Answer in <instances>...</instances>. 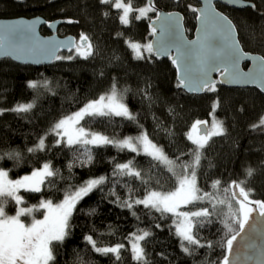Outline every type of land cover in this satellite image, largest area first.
I'll return each mask as SVG.
<instances>
[{
  "label": "trees",
  "instance_id": "trees-1",
  "mask_svg": "<svg viewBox=\"0 0 264 264\" xmlns=\"http://www.w3.org/2000/svg\"><path fill=\"white\" fill-rule=\"evenodd\" d=\"M249 1L254 8L238 9L222 4L217 7L235 23L243 48L264 57V0ZM131 3L140 6L145 0H131ZM155 5L161 10L181 12L186 32L189 37L193 36L197 16L193 9L198 5L197 0H155ZM120 15V9L101 0H0V18L42 16L47 21L62 20L60 34L86 35L95 50V55L88 59L55 60L43 66L19 64L8 57L0 59V109H5L0 114V155L19 154L13 158L5 156L0 160V169L8 171L14 179L32 173L47 162L58 171L59 177L46 178L40 192L25 189L20 192L23 207L35 206L33 213L37 219H42L44 214L38 209L41 202H59L66 191H74L91 178H109L101 186L102 191L94 190L77 204L71 217V235L63 243L52 244L55 259L51 264H139L132 258L131 251V234H139L138 230L151 233L141 241L149 264H223L228 254L226 240L230 237L222 222L228 211L226 205L213 209L203 200L182 207L188 211L207 207L212 213L202 225L194 219L193 232L203 247L191 246V255L182 250L180 238L175 234L177 216L162 215L143 205H134L132 209L122 206L130 197L129 189L133 190L132 199H143L148 190H175L176 177L159 162L144 154L118 151L112 146H88L94 159L81 166L79 160L84 158L85 148L57 144L54 134L47 135L44 150L27 151L35 147L56 122L78 111L88 101L109 93L115 83L149 138L162 147L170 159L179 157L177 164L193 158L196 146L187 137L196 121H206L209 125L212 115L223 121L226 134L212 137L202 150L196 171L198 187L214 195L218 192V198L232 202L233 210L238 205L231 197L232 190L227 194L223 192L232 181H243L241 186L250 190L251 200L264 201V125L253 128L264 118V95L254 87L232 88L218 81L215 92L186 93L178 87L176 70L169 58H156L152 53L149 58L137 59L130 47V42L149 43L152 33L149 18L124 25L119 20ZM42 32L48 34L46 27ZM70 55L76 56V53L63 51L59 56ZM44 80L49 82L48 87L28 86L30 81ZM33 100L36 106L27 113L10 111L17 104ZM217 100L219 106L214 109ZM81 125L117 140L137 136L141 130L122 117H86ZM128 161L134 162L133 166L140 170L147 183L129 176L112 175L116 163ZM249 169L251 176L247 174ZM175 171L180 173L181 169L177 167ZM217 180L219 190L213 188ZM49 181L54 184L50 186ZM20 205L8 198L4 210L13 216ZM25 218L28 219V215ZM233 227L238 230L237 225ZM89 235L99 247L123 244L120 258L95 252L85 239Z\"/></svg>",
  "mask_w": 264,
  "mask_h": 264
},
{
  "label": "snow or ice",
  "instance_id": "snow-or-ice-1",
  "mask_svg": "<svg viewBox=\"0 0 264 264\" xmlns=\"http://www.w3.org/2000/svg\"><path fill=\"white\" fill-rule=\"evenodd\" d=\"M101 3L112 4L115 8L122 9L119 20L124 25L130 24L133 20L145 18L150 10L156 11L151 4L144 8L133 9L131 0H128L127 3L122 2V0H101ZM250 6L255 7V5ZM193 11L200 12L202 25V35L197 40H186L180 31L179 17L168 14L160 25L161 32L157 41L158 47L154 43L141 45L138 42H130V47L135 52L136 58H149L153 52H156L157 55H167L171 49L175 48L177 55L173 57V62L177 68L181 69L178 87H183L189 92H215L216 81L212 79V72H219L224 77L222 81L224 83L259 82L261 88H264V57L259 58V71L257 72L243 73L239 69L240 61L249 57L240 46L235 25L226 16L216 13L210 7L203 10L193 9ZM134 12L138 14L132 15ZM157 19L160 18L157 17ZM34 31L35 21L23 28L10 26L4 35H0V55L14 56L18 60L36 56H42L50 60H71L76 57L88 59L95 55L93 45L86 35H81L79 42L75 43L72 41L67 44L59 42L34 43L28 47L13 45L9 40V37L18 35L20 32L34 34ZM152 33H157L156 27L152 28ZM60 47L69 48L70 51L74 49L76 56L62 57L57 55L56 52ZM35 62L40 61L37 59ZM48 84L47 80L30 81L28 86L38 89L40 86L48 87ZM145 95L147 96V93ZM123 98V93L119 92L116 84L113 83L109 93L99 96L98 99L88 101L78 111L60 119L53 125L49 133L39 138L35 147L28 148L27 151L44 150L47 135L54 134L57 137V144L63 143L66 147L75 145L85 148V152L82 153L84 158L79 160L81 166L91 163L94 159L92 150L88 146L98 148L112 146L121 152L129 151L136 155L144 154L150 157L153 161L159 162L167 168L176 177L177 186L175 190L168 192L148 190L143 199H132L133 190L129 189L130 197L122 202V206L132 209L134 205H143L145 208L154 209L162 215L170 213L180 217L178 223L174 222L176 223L175 234L180 238L182 250L191 255V246L203 247L193 232L194 219L202 225L206 220H209L212 213L209 212L207 207L194 212H179V208L182 205H190L203 200H207L213 209L217 205H226L228 211L222 222L228 233H230V237L226 240V249L228 254L231 255L234 242L253 219L252 214L256 212L260 217H264V201L251 200L249 198L250 190L246 191L241 186L243 181L239 183L232 181L227 188L223 189V192L227 194L232 190L231 197L238 205L233 210L232 202L218 198V192L214 195L210 192H204L198 187L196 171L200 166L202 150L212 137L226 134L227 130L223 125V121L214 120L210 128L207 127L206 121H196L187 137L196 146L193 151V158L190 162L180 161L177 164L179 157L176 160L170 159L163 148L149 138L147 131L138 123L137 114L129 109L127 104L123 102ZM35 106L36 101L33 100L29 103L17 104L10 111L27 113ZM218 106L219 101L217 100L214 102L213 108L215 109ZM4 111L5 109H0V114H3ZM97 116L122 117L137 124V127L141 129L140 133L137 136H127L117 140L101 133L91 132L81 125V121H84L86 117ZM260 125H264V118L261 119L259 125H253V128ZM192 133H197V135L193 136ZM18 155V153H5L0 155V160L4 159L5 156L13 158ZM133 165V161L116 163L112 175L129 176L140 179L141 183H147L141 176L140 170ZM71 166L69 165V167ZM177 167L181 169L180 173L175 171ZM247 174L251 176L252 170L249 169ZM53 176L59 177V173L53 169L50 162L44 163L41 168L34 170L31 175H25L17 180L8 179V171L0 169V264H51L55 259L52 244L53 242L63 243L71 235V217L77 204L94 190L99 189L102 191L101 186L109 179L106 176L91 178L76 187L74 191H66L64 199L59 204L53 205L50 200L41 202L39 207L46 210L44 218L35 219L33 217L28 225L21 220V216L31 215L35 206L19 207L13 216L5 213L4 209L8 198L20 205L23 203V198L18 195L20 189L29 192H40L46 178ZM53 184L54 181H49L50 186ZM219 185V180L213 182L214 189L219 190ZM112 194L115 195V192L113 191ZM133 215H135L134 212ZM233 224L238 226V230L233 227ZM138 231L139 234H131L133 237L131 244L132 258L139 264H149L144 247L140 242L145 241L151 233L145 230ZM85 239L95 252L104 255L112 254L116 259L120 258V252L124 248V245L119 243L110 247H99L97 241L91 235L86 236ZM185 242H187V246H185ZM223 264H230L228 256L224 257Z\"/></svg>",
  "mask_w": 264,
  "mask_h": 264
},
{
  "label": "water",
  "instance_id": "water-1",
  "mask_svg": "<svg viewBox=\"0 0 264 264\" xmlns=\"http://www.w3.org/2000/svg\"><path fill=\"white\" fill-rule=\"evenodd\" d=\"M155 0H147L148 4H151L154 6ZM198 1V10H203L205 8H212L216 13H219L223 16H226L234 25L235 23L233 20L222 10H220L217 7V3L225 5L227 7H234V8H245L250 5H253V2H250L248 0H197ZM251 7V6H250ZM197 18H196V29L194 31V34L192 37H189L186 28L184 25V17L183 14L179 11H165L161 9H157L156 16L152 18L149 21V26L152 30L153 27L157 28V33L153 34L151 36L150 43L157 44V41L160 37L161 28L160 25L163 22V19L168 14H171L172 16H178L179 17V25H180V31L183 33V36L188 41H195L199 36L202 35L201 32V18H200V12L196 11ZM159 17L160 19H157ZM35 21V31L33 33H24L20 32L18 35H13L12 37H9L10 42L13 45H21V46H31L34 43L39 44H49V43H64L67 44L69 41L76 42V38L73 35L68 36H60L57 33V29L59 25L63 22L62 20H54V21H47L42 16H35L31 18L27 17H16V18H0V35H4L6 30L10 26H19L20 28H23L27 26L28 24ZM46 27V29L50 32L49 34H44L42 32V28ZM236 33L239 40V33L236 28ZM240 46L242 50L248 54L247 59H242L239 63V69L243 73H250V72H257L259 71V58L263 57L261 54L248 52L243 48V45L241 44L239 40ZM159 45L157 44V47ZM69 48L66 47H60L56 54L59 55L62 51H67ZM156 58H169L172 62L176 74H177V81L179 84V79L181 76V69L177 68L176 64L173 62V57L177 55L175 48L171 49L170 53L167 55H157L156 52H153ZM10 58L13 61L23 64V65H33V66H43V65H49L55 60L45 59L42 56H36V57H25L22 59H16L14 56L9 55H0L1 58ZM37 59H39L40 62H35ZM248 64V66L245 68L244 65ZM212 79L216 82L218 81L221 85L226 87H232V88H249L254 87L257 88L263 95H264V88H261L259 82L257 83H224L222 82L224 80V77L221 76L219 72H212L211 73ZM183 91L186 93L192 94V95H201L206 91L203 92H189L187 89L180 87ZM203 127V126H202ZM208 127V124H207ZM202 134V133H201ZM236 190V189H233ZM238 191V190H237ZM253 219L250 221L249 225L246 226L245 231L242 232L238 237L237 240L234 242L233 251L231 255L227 254L230 264H264V217H260L258 213L254 212L252 214Z\"/></svg>",
  "mask_w": 264,
  "mask_h": 264
},
{
  "label": "rangeland",
  "instance_id": "rangeland-1",
  "mask_svg": "<svg viewBox=\"0 0 264 264\" xmlns=\"http://www.w3.org/2000/svg\"><path fill=\"white\" fill-rule=\"evenodd\" d=\"M122 2H124V3H127L128 2V0H122ZM148 5V3L145 1V3L144 4H142V5H140V6H136V5H133L132 4V7H133V9H139V8H144V7H146ZM121 10V15H122V9H120ZM150 12H151V10L150 11H148V13H147V16H149V14H150ZM138 13H132V15H137ZM146 16V17H147ZM131 18V17H130ZM124 102V101H123ZM125 103V102H124ZM126 104V103H125ZM214 120H218L217 119V117L215 116V115H212L211 116V119H210V123H209V128L211 127V125H212V122L214 121ZM104 135V134H103ZM192 135L193 136H195V135H197V133H192ZM106 136V135H105ZM156 144V143H155ZM28 175H31V173L30 174H28ZM8 179H11V180H17V179H20V178H17V179H14V178H12L10 175H9V173H8ZM21 190L22 189H20L19 190V192H18V195H21ZM161 192H165V191H161ZM168 192V191H167ZM64 199V198H63ZM62 199V200H63ZM61 200V201H62ZM61 201H59V202H52V204L53 205H56V204H59ZM184 205H182L180 208H179V212H194V211H188V210H185L184 208H182ZM20 207H23V203L20 205ZM25 208H28V207H25ZM38 209H41L42 211H43V213L45 214V212H46V210L45 209H43V208H38ZM6 213V212H5ZM7 214V213H6ZM44 214H43V218H44ZM10 216V215H9ZM25 216L26 215H24V216H21V220L26 224V225H28V224H30L31 223V220H32V218L33 217H35V219H37L36 218V216L34 215V213L32 212V214L31 215H28V219H26L25 218ZM30 216V217H29ZM42 218V219H43ZM181 218L180 217H178V220H177V222L176 223H178L179 222V220H180ZM132 242H133V239L131 240V244H132ZM141 243V242H140Z\"/></svg>",
  "mask_w": 264,
  "mask_h": 264
},
{
  "label": "flooded vegetation",
  "instance_id": "flooded-vegetation-1",
  "mask_svg": "<svg viewBox=\"0 0 264 264\" xmlns=\"http://www.w3.org/2000/svg\"><path fill=\"white\" fill-rule=\"evenodd\" d=\"M145 1L147 2V0H145ZM248 1H249V0H248ZM250 2H252V1H250ZM147 3H148V2H147ZM217 4H219V3H217ZM198 5H199V4H198ZM198 5H197V6H198ZM253 5H254V4H253ZM154 6H155L154 8L156 9V11H155V12H153V11L150 12V14H151V13H155L154 16H152V17H150V18H149L148 16L145 17V18H149V21H150L152 18H154V17L156 16V13H157V9H158V8H157V6L155 5V1H154ZM197 6H196L195 9H197ZM224 6H225V5H224ZM233 8H234V7H233ZM195 12H196V11H195ZM196 14H197V13H196ZM183 17H184V16H183ZM196 18H197V16H196ZM196 22H197V21H196ZM61 24H62V23H61ZM61 24H60V25H61ZM60 25H59V27H60ZM196 25H197V24H196ZM59 27H58V29H57V33H58L60 36H68V35H69V34H66V35H62V34H60V32L58 31V30H59ZM149 27H150V26H149ZM195 29H196V27H195ZM150 30H151V28H150ZM194 31H195V30H194ZM151 32H152V30H151ZM49 33H50V32L48 31V34H49ZM193 34H194V33H193ZM73 36H74V35H73ZM151 36H152V33H151ZM80 37H81V36H80ZM80 37L75 36V38H76V42H79ZM150 40H151V37H150ZM239 40H240V39H239ZM149 43H150V41H149ZM71 51H72V52H75L74 49L71 50ZM71 51H70V50H67V51H64V52H71ZM62 52H63V51H62ZM59 55H60V54H59ZM247 66H248V64H245V65H244L245 68H246Z\"/></svg>",
  "mask_w": 264,
  "mask_h": 264
}]
</instances>
